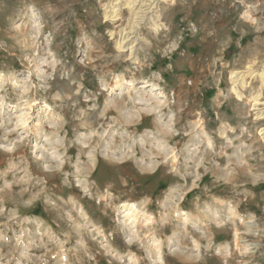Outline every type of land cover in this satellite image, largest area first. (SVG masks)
I'll return each mask as SVG.
<instances>
[{"label":"rangeland","instance_id":"obj_1","mask_svg":"<svg viewBox=\"0 0 264 264\" xmlns=\"http://www.w3.org/2000/svg\"><path fill=\"white\" fill-rule=\"evenodd\" d=\"M264 0H0V264H264Z\"/></svg>","mask_w":264,"mask_h":264},{"label":"bare ground","instance_id":"obj_2","mask_svg":"<svg viewBox=\"0 0 264 264\" xmlns=\"http://www.w3.org/2000/svg\"><path fill=\"white\" fill-rule=\"evenodd\" d=\"M135 1V0H134ZM263 79H264V74L262 75Z\"/></svg>","mask_w":264,"mask_h":264}]
</instances>
